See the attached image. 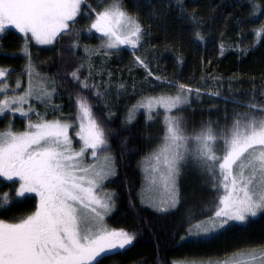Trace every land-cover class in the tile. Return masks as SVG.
Masks as SVG:
<instances>
[{
	"label": "trees",
	"instance_id": "trees-1",
	"mask_svg": "<svg viewBox=\"0 0 264 264\" xmlns=\"http://www.w3.org/2000/svg\"><path fill=\"white\" fill-rule=\"evenodd\" d=\"M111 2L86 0L69 31L49 47L26 43L15 30L0 36V66L18 74L31 64L54 89L52 96L42 94L46 100L36 103L37 119H59L78 125L80 131L79 102L86 101L104 130L107 144L98 152L113 159L115 175L105 186L116 197L107 223L135 238L100 264H219L239 252L264 249V213L206 237H184L187 227L203 221L205 214L212 216L218 203L213 180L189 167L182 174L181 199L173 210L160 213L141 205L140 163L161 144L164 113H137L134 108V119L127 118L145 98L175 95L183 84L199 90V95L196 91L189 95V104L174 111L182 117L187 134H195L209 122L219 132L231 125L235 113L247 111L245 105L253 98L264 99L260 95L264 40L252 47L253 30H261L264 24V14H252V3L264 5V0H120L122 10L142 28L134 49L106 48L105 37L90 30L92 19ZM25 46L27 54H23ZM74 71L78 79L71 75ZM149 115L153 119L148 120ZM83 123L87 126L88 121ZM6 125L0 118V130ZM17 188V181L0 178V196L10 193V203L0 209V220L14 223L35 211L37 198H17Z\"/></svg>",
	"mask_w": 264,
	"mask_h": 264
},
{
	"label": "snow or ice",
	"instance_id": "snow-or-ice-1",
	"mask_svg": "<svg viewBox=\"0 0 264 264\" xmlns=\"http://www.w3.org/2000/svg\"><path fill=\"white\" fill-rule=\"evenodd\" d=\"M84 3L86 0H0V32L11 26L25 36L30 33L37 44H53L69 31V22L80 15ZM252 8V14H264V5L252 3ZM91 29L107 37L106 48L118 45L136 48L142 36L141 25L122 10L120 0H112L108 7L98 12ZM260 29L264 30V24ZM261 30H253L256 37L253 48L264 40ZM138 62L145 66L143 60L138 58ZM4 74L0 70V76ZM71 75L78 79L77 72ZM177 88L175 95L148 97L134 107L151 113L159 106L170 112L189 104L193 91L199 95L198 89L183 84ZM3 91L5 89L0 88V92ZM31 94L29 90L11 102L0 100V115L7 110L27 117L28 113L22 108L10 105L25 103L26 96ZM260 95L264 98V92ZM245 106L248 110L235 113L231 125L219 132L209 122L189 135L180 117L166 115L164 118L163 144L153 158L159 165L163 157L166 172H161V180L171 195V206L175 207L177 202L175 181L179 164L188 155L206 164L218 196V210L209 217L207 226L196 225L199 231L190 232L192 236L218 232L230 222L246 224L249 218L264 213V99L253 98ZM79 108L83 114L77 133L83 141L79 151L72 150V140L68 136L70 125L62 124L59 119L49 122L41 118L40 123L29 122L26 130L19 133L12 131L10 122L8 130L0 132V178L12 183L19 181L17 198H26L32 193L39 198L35 211L17 218V222L0 220V264H100L108 254L132 244L134 235L123 229L109 230L103 223L104 216L112 208V194L97 196L95 190L115 173L109 168L110 156L104 157L99 169L96 164L83 165L82 158L87 150L91 149L95 158L107 140L88 103L80 101ZM128 119H134L131 112ZM147 119H153L152 115ZM83 120L88 121L87 126ZM190 143L195 144V148H190ZM158 170V167L153 168L154 172ZM9 197L10 193L0 196V209L10 203ZM256 252L254 249L251 260L264 262V249L259 250V255Z\"/></svg>",
	"mask_w": 264,
	"mask_h": 264
},
{
	"label": "rangeland",
	"instance_id": "rangeland-1",
	"mask_svg": "<svg viewBox=\"0 0 264 264\" xmlns=\"http://www.w3.org/2000/svg\"><path fill=\"white\" fill-rule=\"evenodd\" d=\"M82 6H83V4L81 5V8H82ZM103 10L104 9H102L101 11H103ZM95 19H96V16H95V18L92 19L91 24L95 21ZM69 23L71 24V22H69ZM8 30L17 31L15 28L8 26L5 28V30L3 32H0V36ZM90 30H92V31L96 32L97 34L103 36L101 33L97 32L95 29H91V27H90ZM18 33H20V32H18ZM20 34L23 35V37L26 40V43L31 41L40 47H49V46H52L54 44V43L50 44V45L37 44L31 38L30 33L27 36H25L22 33H20ZM105 39L107 42V37H105ZM119 46H126L127 48L134 49L128 45H119ZM24 48H26V50L24 51V49H23V54H27L28 53L27 47L25 46ZM0 70H3L5 73L4 76H0V88L5 89V91L0 92V100L7 99L11 102L14 97L24 96L27 92H29V90H31V92H32L31 95L26 96V102L25 103L11 104L10 105L13 108H17V107L22 108L25 112L28 113L27 117L21 116L20 113L17 111H7L6 110L4 114L0 115V118L5 119V122L7 125H6V128H4L3 130H0V132L7 131L8 125L10 122L12 125V131L17 132V133L25 131L26 125L29 122L40 123L41 120L37 119V114L35 115L36 103H38L39 101H45L46 100V98H44L42 95L43 92H47L50 94L47 96H52L54 89H53L51 84L47 83V80H49V79H47L46 76L43 74V72L42 71L40 72L39 69L36 67L31 66V70H30L29 65L26 66L25 68H23V73H18V74L14 73L10 68L5 67V66H0ZM41 87L42 88L44 87L43 91H42ZM40 99H42V100H40ZM134 108L135 107H132L130 109L131 111L128 112L127 118L129 117L130 112L133 116H134L136 111H137V113L140 111H143V112H146L147 114H150L147 109H143V108L137 109L136 108V111H135ZM29 109H32V110L29 111ZM175 110H177V109H172L170 112H166L163 107L157 106L156 108L153 109V111L151 113L156 112V111H162L164 113V116H163V123H164V118L166 115L167 116L180 117V116H177L174 114ZM180 118L182 120V117H180ZM46 121L51 122L52 120H46ZM66 124L70 125V127L68 128V136L72 140V150L73 151H79V149L83 145V141H81L80 136L77 135V133L80 132V131H78L79 126L76 124H70V123H66ZM190 135H192V134H190ZM162 144H163V137L161 140V144H159L157 146V148L153 151V154L159 150V148L162 146ZM189 147L195 148V144L190 143ZM218 147H219V145H218ZM98 154L99 155H97V157L94 158L91 154V149L87 150L86 155L82 158L83 165L86 166L88 164H96L97 168L99 169L103 165L104 157L108 156V154L107 153L100 154L99 152H98ZM140 166H141L140 170L142 173V176H141L142 177V183H141L142 186H141L139 193H138V197L140 198L139 202H141V205L149 207L150 209H152L156 212H160V213L173 210V208L176 207L178 202H180L181 191H182L181 190L182 184H180V182H181L182 174H183L186 167H189V169H192L197 175L202 174L204 177L207 178V176H208V178L210 180H212L211 175L207 171L206 164L200 160L194 159L192 155H188L186 160L182 161L179 164V174L176 177V181H175V190H176L175 199L177 202L175 204V207H172L171 206V195L165 189L164 182L161 180V172H166V169L163 166V157H161V161L158 165L157 161L153 158V155L149 156L147 159H145L144 161H142L140 163ZM154 167H158L159 170L154 172L153 171ZM109 168L111 170H114V173H115V167H114V162H113L112 157H111V164L109 165ZM106 170H108V169H106ZM114 175H109L107 179H104L102 181L101 187L98 190H95L97 196H103L105 193H111L112 194V200H111L112 208H111V211L104 216V221H103L104 225L109 230H119V229H115V228L111 227L107 223L108 217L112 214V212H113L112 210L115 208L114 199L116 197H114L115 192L110 187H106L105 183L107 181H109V179H112L114 177ZM153 180H154V182H153ZM17 184H18V188H19V181L18 180H17ZM200 185L205 187V182L202 178H201ZM109 189H111V190H109ZM27 195H34L35 196L34 193L27 194ZM36 198H37V203H38L39 198L38 197H36ZM160 208H165L167 210L161 211V210H159ZM216 210H218V209H216ZM209 217H211V216L210 215L208 216L207 214H205L202 217L203 221H197V222L193 223L192 225H189L187 227V230H186L187 233H185L184 237L185 238H187L189 236L194 237V238L206 237L205 235H201L198 237L192 236L189 233L199 231V229H197L195 227L198 224H201L202 226H207V222L209 220ZM7 223H13V222H7ZM230 223H236V222H230ZM211 234H213V233H211ZM208 235H210V234H208ZM254 249H249L246 251L239 252L230 258L222 260L221 262H219V264H264V262H262L259 259H257L255 262H253L251 260V256L254 254L253 253ZM255 254L259 255V251H257ZM202 264H207V263H202ZM213 264H218V263H213Z\"/></svg>",
	"mask_w": 264,
	"mask_h": 264
}]
</instances>
